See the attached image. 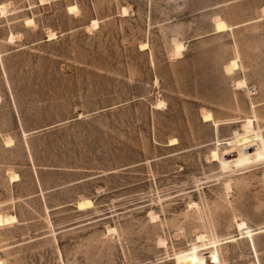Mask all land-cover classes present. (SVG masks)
<instances>
[{
	"label": "rangeland",
	"instance_id": "rangeland-1",
	"mask_svg": "<svg viewBox=\"0 0 264 264\" xmlns=\"http://www.w3.org/2000/svg\"><path fill=\"white\" fill-rule=\"evenodd\" d=\"M0 215V264H264V0H0Z\"/></svg>",
	"mask_w": 264,
	"mask_h": 264
},
{
	"label": "bare ground",
	"instance_id": "bare-ground-1",
	"mask_svg": "<svg viewBox=\"0 0 264 264\" xmlns=\"http://www.w3.org/2000/svg\"><path fill=\"white\" fill-rule=\"evenodd\" d=\"M2 9H3V11L6 10L4 8H2ZM74 10H75V7H70L69 8V11H74ZM31 22L32 21L29 19V20H26L25 24L29 25V24H31ZM91 25H92L91 26L92 28H94V29L97 28V24H96L95 21H92ZM215 28H216V32H224V31H228V29H229V27L226 26L225 23L222 22V21H217ZM54 38H55L54 34H50L48 39L49 40H53ZM8 41L9 42L13 41L12 35H10L8 37ZM142 48L146 49L147 47L145 45H143ZM183 49H184L183 46H181L180 44H177L175 46L174 51H173L174 55L176 57H179L181 55V53L183 52ZM237 68H238V64H237L236 61L233 60L232 63L229 65V71L236 70ZM235 86H236V88H244L246 86V83H245L244 80H240V81L235 82ZM212 116L213 115H211L210 113H205V114L203 113V115H202L203 122H211L214 125H216L217 123L215 122V120L213 119ZM252 125H253V120L252 119H248V120L245 121L244 127L249 129V128L252 127ZM169 142H170L169 143L170 146H175L177 144L176 140H171ZM5 145L10 147L12 145V140L11 141H7ZM211 158H212V161H217L218 160V156H217V152L216 151H213V153L211 155ZM10 181H11V183L19 181V176L17 174L12 175V177L10 178ZM90 206H91V201H89L88 199L80 201V202L77 203V208L79 210H85L86 208H89ZM14 221H15V217L14 216L4 217V216L0 215V226L1 227L4 226V225H7V224H11ZM245 227L246 226H245L244 223L238 224V229H244ZM199 238H201V237H199Z\"/></svg>",
	"mask_w": 264,
	"mask_h": 264
}]
</instances>
